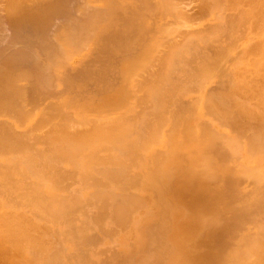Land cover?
<instances>
[{
	"label": "rangeland",
	"instance_id": "374dc122",
	"mask_svg": "<svg viewBox=\"0 0 264 264\" xmlns=\"http://www.w3.org/2000/svg\"><path fill=\"white\" fill-rule=\"evenodd\" d=\"M36 1L42 0H0V16L18 13L25 2L29 5ZM81 1H58L60 9L57 7L59 12H56L55 19H47L52 20V25L46 22L51 30L45 32L47 35L38 30V35L33 36L35 39H29L21 29L12 35L9 25L0 24L3 27L0 30V260L1 254L6 258L0 264L258 263L256 254L260 253L258 259L264 256V252L261 254L264 251V123L261 122L264 117V102H261L264 99V0H215L214 3L205 0L208 2L205 9L199 8L198 0H182L184 6L180 0L177 11L175 5L172 6V2L177 0H133V12L151 15V25L157 23V33L161 38L160 47L149 62L140 65L137 54L117 50V43L129 37L125 34L133 33L134 29L129 28L130 12L125 18L108 20L106 24L111 25L108 26L111 37L106 38L105 34L99 43H89L83 48L86 35L79 28L91 19L94 12L84 5L78 6ZM196 6H199L201 12L204 9L202 14H196L197 17L194 14ZM235 13H238L237 21L240 23L233 30L230 19ZM191 14H194L193 18ZM246 15L247 19L244 17ZM170 25L174 29L177 27L176 39L173 38L174 33L168 30H174ZM60 27L65 29L73 43L62 69L67 71L68 76L71 74L69 78L73 80L72 83L83 85V93H94L104 107L105 115L90 120L89 124H85L87 126H72L57 114L53 98L67 91L68 87L59 83L55 88H49L45 80L37 79L29 63L28 52L33 54V59L37 57L44 63L45 50L52 48L54 34ZM48 36L52 42L46 40ZM185 37L187 40H184ZM174 40L178 44H173ZM104 43L108 47L101 54L102 61L99 62L96 59L97 52ZM169 43L172 46L169 47ZM29 45L32 46L29 48ZM172 47L176 48L175 56L169 59L168 50ZM122 57L125 58L122 60ZM173 57L175 61L171 60ZM236 60H239L238 64ZM134 64H137L136 68ZM85 67L89 70L100 68V71L95 75H76L79 69L84 70ZM164 67L167 70L165 72ZM133 71L136 77L131 75ZM161 74L165 76L163 79L166 85L162 83ZM129 75L131 77L128 79ZM149 75H153L156 83L159 82V88L153 85V88L146 89L140 84L142 78L149 79L144 84L151 83V78L147 77ZM247 90L251 92L247 93ZM118 103L124 106L119 113L114 110ZM242 115L246 118H242ZM248 118L254 122L250 123ZM195 138H198L207 156L218 162L231 161L237 166L235 177L223 180L225 193L221 206L207 199L201 176L193 178L189 175V165L194 163L171 162L161 157L173 148L182 153L188 140ZM55 145V148L63 146V153L60 151L62 148H59L62 155L54 151ZM51 147L53 151H49ZM130 173L140 175L139 185L137 182L135 189L125 179ZM97 209L103 211L100 213ZM127 210L134 212L124 229L122 226L127 219ZM36 226L41 230L35 229ZM76 229L78 238L74 234ZM17 230L22 231L26 241L22 235L15 236L20 232ZM30 230L36 234H31ZM139 230L148 237L144 251L146 254L136 260L123 259L117 263L115 258L110 260L111 249H115L118 244L131 248ZM26 234H30L28 238ZM30 236H34V239ZM28 241L31 242L28 244Z\"/></svg>",
	"mask_w": 264,
	"mask_h": 264
},
{
	"label": "bare ground",
	"instance_id": "6f19581e",
	"mask_svg": "<svg viewBox=\"0 0 264 264\" xmlns=\"http://www.w3.org/2000/svg\"><path fill=\"white\" fill-rule=\"evenodd\" d=\"M34 1V0H33ZM58 1L60 2L61 0H47V1H40V2H31V3H29V2H27V3H29V5H27V4H25L26 5V7L24 6V4H23V7H21V10L19 11L18 9V14H16V17L15 16H13L14 18H15V20H13V21H9L10 19H8V21H9V26H8V29L10 30H12L10 33L12 34V35H14V34H17L18 32H20L21 30H23V33H25V34H27L28 35V37H29V39H30V37H32L33 39H35L33 36L36 34V35H38V33H39V31H40V33H44V34H46L45 32H47V30H49L50 29V27L48 28V23L50 24V25H52V20H48L47 21V19H50V17L52 18V17H54L55 16V14H56V12L58 13L59 12V10H57V7L60 9V7H59V3H58ZM77 1H79V0H77ZM81 1V0H80ZM114 1L115 0H113V4L115 5L116 4V2L114 3ZM118 1V0H117ZM129 1H131V0H129ZM141 1V0H140ZM173 1V0H172ZM178 2H172V6L174 7V5H175V7H174V9H175V11H177V9L179 8L178 7V3L180 2V4H181V1L180 0H177ZM199 1V6H196V11H195V16H196V14H197V16H198V14H202L203 13V10L207 7V3H206V1L205 0H198ZM209 1H211V0H209ZM213 1H215V0H212L211 2H213ZM242 1H244V0H242ZM241 1V2H242ZM248 1V0H247ZM251 1V0H250ZM83 2V1H82ZM108 2H109V0H108ZM112 2V1H111ZM119 2V1H118ZM189 1H186V3H188ZM191 2H192V0H191ZM195 2V1H194ZM218 2H219V0H218ZM231 2V1H230ZM236 2V1H235ZM81 3V2H80ZM130 3V2H129ZM133 3V2H132ZM182 3H183V6H184V1H182ZM185 3V4H186ZM214 3V2H213ZM226 3V2H225ZM228 3V2H227ZM234 3V2H233ZM232 3V4H233ZM62 4V3H61ZM108 4V3H107ZM176 4H177V7H176ZM218 5V3H215V5ZM231 4V3H230ZM64 5V4H63ZM82 5V4H81ZM188 5V4H187ZM187 5H186V7H187ZM195 5V4H194ZM210 4H208V6H209ZM215 5H213L212 4V6H215ZM216 5V6H217ZM235 5H236V3H235ZM116 6V5H115ZM131 6H132V4H131ZM164 6V5H163ZM182 6V7H183ZM227 6V5H226ZM231 6V5H230ZM20 7V6H19ZM19 7H17V8H19ZM113 7V6H112ZM135 7V6H134ZM198 7L200 8V9H202V8H204L203 10H202V12L200 11V9H198ZM202 7V8H201ZM229 7V6H228ZM25 8H26V10H25ZM54 8H56V9H54ZM61 8H62V6H61ZM89 8H91V7H89ZM109 8H110V6H109ZM116 8H117V6H116ZM122 8V7H121ZM121 8H119V10H121ZM136 8H138L137 6H136ZM146 8V7H145ZM54 9V10H53ZM92 9V8H91ZM94 9H96V8H94ZM126 9H128V8H126ZM151 9V8H150ZM172 9V8H171ZM198 9V10H197ZM213 9V8H212ZM229 8H227V11H229L228 10ZM103 10V9H102ZM110 10H112L111 8H110ZM115 10V9H114ZM118 10V9H117ZM216 10H218V8L216 9ZM223 10V9H222ZM244 9H241V11H243ZM250 10V9H249ZM9 11V10H8ZM7 11V12H8ZM96 11V10H95ZM94 11V12H95ZM99 11H100V9H99ZM106 11V10H105ZM107 11H109V9H107ZM200 11V12H199ZM220 11V10H219ZM248 11V10H247ZM255 11V10H254ZM6 12V13H7ZM111 13H112V11H110ZM121 12H122V10H121ZM135 12V13H134ZM133 13H132V15H134L133 16V18H132V16L130 17V18H132L131 20H133V21H135L136 23H137V25H138V29H137V33H136V37L135 38H133L134 39V42L136 43V46H138V47H143V48H148V49H150V51L151 50H153V49H155L156 47L157 48H159L160 47V43H161V38L160 37H157V40L154 38V37H152V34L154 33V30L151 28V24H149L148 25V23L150 22V21H152V16L151 15H149L148 13H145V14H141V13H139V12H136V11H134ZM152 12V11H151ZM180 12H182V11H180ZM183 12H184V10H183ZM194 12V11H193ZM197 12V13H196ZM211 12H212V10H211ZM214 12H215V10H214ZM218 12V11H217ZM237 12V11H236ZM256 12V11H255ZM5 13V14H6ZM8 13H10V12H8ZM12 13V12H11ZM14 13V12H13ZM67 13H68V10H67ZM66 13V14H67ZM70 13V12H69ZM128 13H129V11H128ZM127 13V14H128ZM185 13V12H184ZM210 13V12H209ZM216 13V12H215ZM234 13V12H233ZM240 13V12H239ZM253 13V12H252ZM97 14V13H96ZM104 14H105V12H104ZM117 14H119V13H117ZM126 14V15H127ZM131 14V13H130ZM194 14L192 15L191 14V17L193 16L194 17ZM207 14V13H206ZM218 14V13H217ZM217 14H215L216 15V17H217ZM238 14V13H237ZM236 13L234 14V15H232V17H231V28L234 30V28H236V27H238V24L240 23H238V19H237V15ZM245 14V13H244ZM243 14V15H244ZM7 15H9V14H7ZM12 15H15V13L14 14H11V16ZM81 15V14H80ZM93 15H95V13L93 14ZM97 15H99V14H97ZM102 15H103V13H102ZM101 15V16H102ZM112 15V14H111ZM114 15H115V13H114ZM160 15V14H159ZM215 15H214V17H215ZM240 15V14H239ZM247 15H249V14H247ZM247 15L246 16H244L245 18L247 17ZM257 15H259V14H257ZM10 16V15H9ZM101 16L99 17V18H101ZM107 16H108V14H107ZM119 16H120V14H119ZM118 16V17H119ZM123 16H125V15H123ZM162 16V15H161ZM183 16V15H182ZM190 16V15H189ZM196 16V17H197ZM199 16H201V15H199ZM206 16V15H205ZM219 16H220V14H219ZM222 16V15H221ZM224 16V15H223ZM227 17H228V15H226ZM255 16V15H254ZM7 17V16H6ZM63 17V16H62ZM85 17V16H84ZM93 17V16H92ZM97 17V16H96ZM102 17H104V16H102ZM106 17V16H105ZM105 17H104V19H105ZM122 17V16H121ZM156 17V16H155ZM184 17H186L185 16V14H184ZM192 17V18H193ZM243 17V18H244ZM252 17V16H251ZM259 17V16H258ZM0 18H1V16H0ZM13 18V19H14ZM94 18V17H93ZM93 18H91L92 20H91V22L92 21H94V19ZM140 18V19H139ZM162 18V17H161ZM190 18V17H189ZM188 18V19H189ZM191 18V19H192ZM239 18V17H238ZM6 19V18H5ZM11 19H12V17H11ZM54 19H55V17H54ZM107 19V18H106ZM111 19H113V18H111ZM110 19V20H111ZM157 19V18H156ZM216 19V18H215ZM221 19V18H220ZM239 19H241V17L239 18ZM247 19V18H246ZM249 19H251V18H249ZM4 20V19H3ZM2 20V21H3ZM68 20V19H67ZM90 20V19H89ZM99 20V19H98ZM102 20V19H101ZM101 20H99L100 22H101ZM130 20V19H129ZM130 20V21H131ZM193 20V19H192ZM229 20V19H228ZM229 20V21H230ZM241 20H243V19H241ZM2 21H1V23H2ZM103 21V20H102ZM129 21V22H130ZM145 21H147L148 23L147 24H145ZM246 21V20H245ZM252 21H253V19H252ZM251 21V22H252ZM11 22V23H10ZM46 22H48V23H46ZM100 22H98V24L100 23ZM132 22V21H131ZM184 22V21H183ZM216 22H218V21H216ZM253 22H255V21H253ZM0 23V24H1ZM4 23H5V21H4ZM3 23V24H4ZM68 23V22H67ZM153 23V22H152ZM219 24H221V22H218ZM2 24V25H3ZM5 24H8L7 22L5 23ZM4 24V25H5ZM41 24H42V28H41ZM44 24V25H43ZM80 24V23H79ZM87 24V23H86ZM93 24V23H92ZM133 24V23H132ZM132 24H130L129 25V27H130V29H133L132 27L133 26H131ZM219 24H218V26H219ZM223 24V23H222ZM40 25V28L38 27ZM47 26V28L48 29H46V26ZM156 25V24H155ZM251 25V24H250ZM264 25V24H263ZM45 26V27H44ZM92 26V25H91ZM94 26V25H93ZM171 26V25H170ZM241 26V25H240ZM2 26H0V28H1ZM10 27V28H9ZM57 27V26H56ZM172 27V26H171ZM228 27V26H227ZM3 28V27H2ZM1 28V29H2ZM45 28V29H44ZM173 28V27H172ZM177 28V27H176ZM175 28V29H176ZM187 28H188V26H187ZM231 28H228L229 30L231 29ZM0 29V30H1ZM19 29H21L20 31H19ZM74 29H75V27H74ZM85 29H87V27L85 28ZM90 29H93V28H90ZM174 29V28H173ZM172 30V31H170L171 30V28H169L168 30H169V32L171 33H174V36L173 35H171V36H173V38L174 39H176L177 38V35L175 36V32H176V30ZM192 29V28H191ZM231 29V30H232ZM238 29V28H237ZM245 29V28H244ZM254 29V28H253ZM39 30V31H38ZM44 30V32H41V31H43ZM51 30V29H50ZM49 30V31H50ZM129 30V29H128ZM161 30V29H160ZM166 30V29H165ZM228 30V31H229ZM246 30V29H245ZM82 31H84V30H82ZM88 31V30H87ZM86 31V32H87ZM221 31H222V29H221ZM85 31H84V33H86ZM161 32V31H160ZM165 32V31H164ZM236 32V31H235ZM88 33V32H87ZM92 33V32H91ZM161 33H163V31L161 32ZM171 33V34H172ZM192 33V32H191ZM261 33V32H260ZM54 34V33H53ZM221 34V33H220ZM230 34V33H229ZM234 34H236V33H234ZM233 34V35H234ZM241 34V33H240ZM256 34V33H255ZM40 35H42V34H40ZM47 35V34H46ZM86 35V34H85ZM89 35H91V34H89ZM127 35H128V33H127ZM130 35V34H129ZM188 35V34H187ZM232 35V34H231ZM237 35V34H236ZM235 35V36H236ZM238 35H239V32H238ZM43 36V35H42ZM49 36H51V34L49 35ZM49 36L47 37V39H46V37L44 38V39H46V40H48V42H52V41H49L50 39H49ZM160 36V35H159ZM179 36V35H178ZM183 36V35H182ZM185 36V35H184ZM225 36H226V33H225ZM35 37H37V36H35ZM163 37V36H162ZM181 37V36H180ZM190 37V36H189ZM210 37H212L211 35H210ZM233 37V36H232ZM241 37V36H240ZM91 38V37H90ZM106 38H107V36H106ZM172 38V37H171ZM186 38V37H185ZM208 38V37H207ZM230 37L228 36V39H229ZM39 39H40V37H39ZM43 39V38H42ZM85 39H87V41L89 40L88 38H85ZM132 39V38H131ZM169 39V42L171 41L172 42V40L170 39V38H168ZM179 39H181V38H179ZM204 39H205V37H204ZM231 39V38H230ZM233 39V38H232ZM250 39V38H249ZM17 40V39H16ZM184 40H187V38L186 39H184ZM202 40V39H201ZM214 40V39H213ZM224 40V39H223ZM177 41V40H176ZM175 40L173 41L174 43L173 44H178L177 42H176ZM182 41V40H181ZM219 41V40H218ZM221 41V40H220ZM228 41V40H227ZM226 41V42H227ZM230 41V40H229ZM234 41V40H233ZM25 42H26V40H25ZM35 42V41H34ZM39 42V41H38ZM47 42V43H48ZM86 42V41H85ZM122 42V41H121ZM205 42V41H204ZM225 42V43H226ZM232 42V41H231ZM237 42H239V41H237ZM31 43H32V41H31ZM37 43V42H36ZM182 43H184V41L182 42ZM181 43V44H182ZM212 43V42H211ZM210 43V44H211ZM214 43V42H213ZM212 43V44H213ZM218 43V42H217ZM229 43V42H228ZM251 43V42H250ZM261 43V42H260ZM263 43V42H262ZM27 44H29V43H27ZM40 44V43H39ZM55 44V43H54ZM105 44V43H104ZM104 44L102 45V46H104ZM156 44V45H155ZM170 44V43H169ZM168 44V45H169ZM220 44V43H219ZM264 44V43H263ZM42 45V44H41ZM86 45V44H85ZM126 45H128V43L126 44ZM164 45V44H163ZM254 45V44H253ZM30 46H32V45H29L28 47L30 48ZM52 46V45H51ZM113 46V45H112ZM170 46H172L171 44L169 45V47ZM181 46V45H180ZM183 46V45H182ZM189 46V45H188ZM209 46V45H208ZM37 47H39L38 45H37ZM50 47V46H49ZM56 47H58L57 45H56ZM83 47H85V46H83ZM167 47V46H166ZM173 47H176V46H173ZM172 47V48H173ZM178 47H179V45H178ZM263 47V46H262ZM22 48H25L24 46L22 47ZM27 48V47H26ZM32 48V47H31ZM48 48V47H47ZM168 48V47H167ZM167 49L168 50V56H169V59H170V57H172V56H175V49L177 48H173V49ZM204 48H205V45H204ZM230 48V47H229ZM228 48V49H229ZM33 49V48H32ZM31 49V50H32ZM58 49V48H57ZM100 49V48H99ZM162 49V48H161ZM178 49V48H177ZM238 49V48H237ZM23 50V49H22ZM27 50V49H26ZM123 50V49H122ZM121 50V51H122ZM162 50H165V49H162ZM171 50V51H170ZM179 50V49H178ZM182 50V49H181ZM230 50V49H229ZM255 50V49H254ZM25 51V49L23 50V52ZM35 51V50H34ZM50 51H52V52H54L52 49L50 50ZM56 51V50H55ZM101 51V50H100ZM103 51H105L104 49H103ZM185 51V50H184ZM57 52V51H56ZM125 52V51H124ZM131 52V51H130ZM133 52V51H132ZM164 52V51H163ZM183 52V51H182ZM187 52V51H186ZM31 53V52H30ZM40 53V52H39ZM58 53V52H57ZM99 53H102V51L101 52H99ZM165 53V52H164ZM178 53H179V51H178ZM25 54V53H24ZM26 54H27V52H26ZM56 54V53H55ZM61 54V53H60ZM171 54V55H170ZM182 54V53H181ZM28 56H31V54H29V52H28V54H27ZM33 55V54H32ZM161 55V54H160ZM251 55V54H250ZM254 55V54H253ZM62 56V55H61ZM184 56V55H183ZM262 56V55H261ZM31 57H34V56H31ZM53 57H55L56 58V56H53ZM243 57V56H242ZM29 58V57H28ZM183 58V57H182ZM262 58V57H261ZM45 59V58H44ZM102 59V58H101ZM175 59L176 58H172L171 60H174L175 61ZM32 59H29V62L31 61ZM184 60H186V59H184ZM189 60V59H188ZM226 60V59H225ZM37 61H38V59H37ZM164 61V60H163ZM170 61V60H169ZM174 61L172 62V64L174 63ZM187 61V60H186ZM237 61V60H236ZM244 61V60H243ZM254 61V60H253ZM177 62V61H176ZM180 62H182V61H180ZM184 63V62H183ZM239 63V60L237 61V64ZM258 63V62H257ZM34 63H33V61H32V64L31 65H33ZM185 64V63H184ZM261 64V63H260ZM1 65V64H0ZM38 65V64H37ZM153 65V64H152ZM155 65V64H154ZM161 65V64H160ZM179 65V64H178ZM182 65V64H181ZM39 66V65H38ZM157 66H159V65H157ZM163 66V65H162ZM167 66V65H166ZM191 66V65H190ZM240 66V65H239ZM244 66V65H243ZM153 67V66H152ZM168 67V66H167ZM235 67H236V65H235ZM241 67V66H240ZM261 67V66H260ZM33 68V67H32ZM229 68V67H228ZM35 69H37V67H35ZM39 69V68H38ZM86 70V69H85ZM156 70V69H155ZM159 70V69H158ZM165 70H166V68L164 67V71H163V68H162V70H159L160 72L161 71H163V72H165ZM168 70H169V67H168ZM36 71V70H35ZM38 71V70H37ZM41 71V70H40ZM88 71H90V70H88ZM159 71H158V73H159ZM167 71V70H166ZM171 71V70H170ZM194 71V70H193ZM250 71V70H249ZM47 72V71H46ZM151 72V71H150ZM169 72V71H168ZM230 72H232L231 70H230ZM256 72V71H255ZM35 73V72H34ZM49 73V72H48ZM47 73V74H48ZM43 74H45V72L43 73ZM46 74V75H47ZM140 74V73H139ZM163 74V73H162ZM161 74V75H162ZM166 74V77H167V73H165ZM235 73L233 72V75H234ZM238 74V73H237ZM236 74V75H237ZM24 75L26 76V74L24 73ZM36 75H38V73L36 74ZM35 75V76H36ZM46 75H43L44 77L46 76ZM231 75H232V73H231ZM232 75V76H233ZM238 75H240V73L238 74ZM243 75V74H242ZM264 75V74H263ZM149 76H151V75H149ZM40 77V76H39ZM46 77H48V75L46 76ZM71 77V76H70ZM165 77V76H164ZM163 77V75H162V79L164 78ZM169 77V76H168ZM30 78V77H29ZM42 78V77H41ZM49 78V77H48ZM150 78H153V76L152 77H150ZM161 79V78H160ZM7 80V79H6ZM5 80V81H6ZM41 80H43V79H41ZM146 81H147V78L145 79ZM200 80V79H199ZM4 81V80H3ZM149 81V80H148ZM154 81H155V79H154ZM172 81V80H171ZM247 81V80H246ZM246 81H245V84H246ZM251 81V80H250ZM263 81V80H262ZM8 82L9 83H11L12 81L11 80H8ZM48 82V81H47ZM142 82H143V79H142ZM151 82V81H150ZM153 82V81H152ZM165 82V80L163 79V82L162 83H164ZM260 82H261V80H260ZM5 83H7V82H5ZM66 83V82H65ZM143 83H145V81L143 82ZM149 83V82H148ZM154 83H156V81L154 82ZM159 83V82H158ZM200 83V82H199ZM235 83V82H234ZM240 83V82H239ZM244 83V82H243ZM247 83H249V81L247 82ZM141 84V83H140ZM151 84V83H150ZM165 85H166V83H164ZM232 84V83H231ZM256 84V82L254 83V85ZM5 85V84H4ZM174 85V84H173ZM234 85V84H233ZM244 85V84H243ZM254 85H252L253 87H254ZM257 85H259V84H257ZM264 85V84H263ZM143 86V85H142ZM149 86V85H148ZM156 86H157V84H156ZM229 86H232V85H230L229 84ZM235 86H236V84H235ZM246 87H247V85H245ZM244 86V87H245ZM250 86H251V84H250ZM260 86V85H259ZM1 87H2V85H1ZM144 87V86H143ZM244 87L242 88V89H244ZM245 87V88H246ZM145 88L147 89V86H145ZM152 88H153V86H152ZM158 88H159V85H158ZM168 88V87H167ZM230 88V87H229ZM233 88H236V87H233ZM149 89V88H148ZM195 89V88H194ZM237 89V88H236ZM248 89V88H247ZM255 89V88H254ZM6 90V89H5ZM226 90V89H225ZM2 91V90H1ZM1 91H0V93H1ZM144 91H145V89H144ZM216 91V90H215ZM230 91V90H229ZM228 91V92H229ZM234 91H236V90H234ZM250 92H251V90H249ZM248 90H247V93L249 92ZM255 91V90H254ZM226 92V91H225ZM238 92H239V89H238ZM258 92V91H257ZM260 92V91H259ZM3 93V92H2ZM148 93V92H147ZM147 93H145V94H147ZM198 93V92H197ZM221 93H222V95L224 94L222 91H221ZM236 93H237V91H236ZM235 93V94H236ZM242 93V92H241ZM254 93H256V92H254ZM246 94V93H245ZM183 95V94H182ZM225 95V94H224ZM233 95V94H232ZM238 95H240V94H238ZM238 95H237V97H238ZM247 95V94H246ZM255 95V94H254ZM263 95H264V93H263ZM147 96H149V95H147ZM167 96V95H166ZM55 97V96H54ZM227 97V96H226ZM232 97H234V96H232ZM231 97V98H232ZM244 97V96H243ZM243 97H240V98H242L243 99ZM230 98V97H229ZM236 98V97H235ZM239 98V99H240ZM245 98V97H244ZM57 99V98H56ZM160 99V98H159ZM238 99V100H239ZM247 99H248V97H247ZM257 99V98H256ZM262 99H263V96H262ZM241 100V99H240ZM249 100V99H248ZM5 101V100H4ZM154 101V100H153ZM166 101V100H165ZM220 101H221V99H220ZM227 101V100H226ZM242 101V100H241ZM255 101V100H254ZM246 102V101H245ZM262 103L264 102V99H263V101H261ZM85 103V102H84ZM241 103V102H240ZM261 103V104H262ZM3 104H4V102H3ZM7 104V103H6ZM238 104H239V102H238ZM237 104V105H238ZM248 104V103H247ZM155 105V104H154ZM241 105V104H240ZM246 105V104H245ZM250 105H251V103H250ZM262 105H264V104H262ZM261 105V106H262ZM4 106V105H3ZM117 106V105H116ZM121 106V105H120ZM152 106V105H151ZM54 107H56V106H54ZM100 107V106H99ZM180 107V106H179ZM254 107V106H253ZM57 108V107H56ZM101 108V107H100ZM154 108V107H153ZM152 108V109H153ZM156 108V107H155ZM148 109V108H147ZM151 109V110H152ZM158 109V108H157ZM180 109H181V107H180ZM179 109V110H180ZM246 109V108H245ZM255 109V108H254ZM253 109V110H254ZM61 110V109H60ZM139 110V109H138ZM241 110H242V108H241ZM252 110V111H253ZM261 110V109H260ZM259 110V111H260ZM263 110V109H262ZM155 111H157V110H155ZM213 111V110H212ZM250 111V110H249ZM251 111V112H252ZM150 112V111H149ZM159 112V111H158ZM194 112V111H193ZM235 112V111H234ZM237 112H238V109H237ZM236 112V113H237ZM262 112V111H261ZM152 113V112H151ZM242 113V112H241ZM245 113V112H244ZM243 113V114H244ZM254 113V112H253ZM264 113V112H263ZM263 113L261 114V115H263ZM8 114V113H7ZM61 114V113H60ZM148 114V113H147ZM153 114V113H152ZM158 114V113H157ZM160 114V113H159ZM170 114V113H169ZM183 114V113H182ZM10 115V114H9ZM8 115V116H9ZM32 115V114H31ZM141 115V114H140ZM181 115V114H180ZM217 115V114H216ZM249 115H250V112H249ZM254 115V114H253ZM253 115H251V118L254 120V116ZM21 116V115H20ZM153 116V115H152ZM253 116V117H252ZM60 117H61V115H60ZM66 117V116H65ZM64 117V118H65ZM142 117V116H141ZM230 117V116H229ZM244 116L242 115V118H243ZM246 117H248L247 116V114H246ZM246 117H244V119L246 118ZM262 117V116H261ZM63 118V117H62ZM69 118V117H68ZM67 118V119H68ZM139 118V117H138ZM137 118V119H138ZM146 118V117H145ZM144 118V119H145ZM151 118V117H150ZM161 118V117H160ZM226 118V117H225ZM251 118H248V120H249V122L250 123H252V122H254V121H252L251 122ZM255 118H256V116H255ZM257 118H260V117H257ZM136 119V118H135ZM165 118H163V120H164ZM174 119V118H173ZM241 119V118H240ZM263 119H264V117H263ZM263 119H261V122H262V124L264 123V121H263ZM58 120V119H57ZM65 120V119H64ZM91 120V119H90ZM116 120V119H115ZM130 120V119H129ZM128 120V121H129ZM154 120H155V118H154ZM160 120V119H159ZM162 120V119H161ZM256 120V119H255ZM258 120V119H257ZM260 120V119H259ZM62 121V120H61ZM68 122H70L69 124H71L72 126L73 125H76V123H77V125H78V123L80 124V125H78V126H87V125H85V123H82V122H76L75 124H74V121H71L70 120V118H69V120H67ZM95 121V120H94ZM145 121V120H144ZM240 121V120H239ZM242 121V120H241ZM240 121V122H241ZM245 121H247V119L245 120ZM72 122H73V124H72ZM85 122H87V121H85ZM88 122H89V120H88ZM96 122H98V121H96ZM137 122V121H136ZM173 122V121H172ZM259 122V121H258ZM63 123V122H62ZM65 123V122H64ZM161 123V122H160ZM231 123V122H230ZM249 123V124H250ZM255 123H256V121H255ZM61 124V123H60ZM68 124V123H67ZM89 124V123H88ZM101 124V123H100ZM128 124V123H127ZM144 124V123H143ZM150 124V123H149ZM244 124V123H243ZM256 124H258V123H256ZM261 124V125H262ZM112 125V124H111ZM129 125V124H128ZM208 125V124H207ZM255 124H253V126H254ZM264 125V124H263ZM262 125V127H263V129H264V126ZM2 126V125H1ZM60 126V125H59ZM89 126V125H88ZM101 126H102V124H101ZM106 126V125H105ZM144 126V125H143ZM256 126V125H255ZM31 127V126H30ZM236 127V126H235ZM245 127V126H244ZM11 128V127H10ZM153 128V127H152ZM246 128H248V127H246ZM254 128V127H253ZM259 128V130H260V126L258 127ZM13 129V128H12ZM11 129V130H12ZM262 129V130H263ZM14 130V129H13ZM109 130V129H108ZM115 130V129H114ZM113 130V131H114ZM127 130V129H126ZM145 130V129H144ZM148 130V129H147ZM176 130V129H175ZM258 130V131H259ZM102 131V130H101ZM136 131V130H135ZM254 131H256L255 130V128H254ZM8 132H10V131H8ZM97 132V131H96ZM122 132V131H121ZM129 132V131H128ZM99 133V132H98ZM111 133H113V132H111ZM148 133H151V132H148ZM248 133V132H247ZM16 134V133H15ZM120 134V133H119ZM17 135V134H16ZM57 135H58V133H57ZM53 136V135H52ZM55 136V135H54ZM105 136V135H104ZM117 136V135H116ZM263 136V135H262ZM42 138V137H41ZM20 139H22V138H20ZM52 139V138H51ZM54 139H57V137L55 138L54 137ZM53 139V140H54ZM58 139H59V136H58ZM61 139V138H60ZM101 139V138H100ZM196 139V138H195ZM193 140V139H189L188 140V142L186 143V145H185V147H183V149H181V150H183V152L182 153H180L179 151H176V149H171V150H168L167 151V155L166 156H161L162 157V159H163V157L165 158L166 157V159L168 160V161H173V162H177V163H187V164H189V163H194L193 165H189L190 166V170H189V175L191 176V177H193V178H196L197 176H201L202 178H203V192L205 193V195H207V199L209 200V201H211V202H214L216 205H218V206H221L222 205V203H221V199L223 198V196H224V190H223V180H225V178L227 177L228 179H231V178H234L235 177V174H236V169H237V166H236V164L235 163H233V162H231V161H220V162H218V161H216L214 158H210L209 156H207V154L205 153V151L201 148V146H200V143L198 142V138L196 139V140ZM19 140V139H18ZM146 140V139H145ZM248 140H249V138H248ZM261 140V139H260ZM57 141V140H56ZM148 141V140H147ZM53 142V141H52ZM106 142V141H105ZM108 142V141H107ZM251 142V141H250ZM34 143V142H33ZM48 143H49V140H48ZM47 143V144H48ZM55 144H57V146H60V145H58L59 143H56V142H54ZM137 143V142H136ZM140 143V142H139ZM12 144V143H11ZM52 144V143H51ZM168 144H170V142L168 143ZM263 144V143H262ZM61 145H63V144H61ZM114 145V144H113ZM146 145V144H145ZM167 145V144H166ZM175 145V144H174ZM264 145V144H263ZM111 146V145H110ZM180 146V145H179ZM204 146V145H203ZM56 147V145L54 146V148ZM63 146H61V147H57L58 148V152L56 151L57 150V148H55L56 150H54L57 154L58 153H60L59 152V148L61 149ZM114 147V146H113ZM147 147V146H146ZM167 147H168V145H167ZM52 148V147H51ZM180 148V147H179ZM66 149V148H65ZM49 150V149H48ZM97 150V149H96ZM49 151H53V148L51 149V150H49ZM61 152L63 151V148H62V150H60ZM67 151V150H66ZM66 151H65V153H66ZM185 151V152H184ZM252 151V150H251ZM55 152H51V153H55ZM160 152H162V151H160ZM160 152L158 153L159 155H160ZM63 153V152H62ZM64 153V154H65ZM56 154V155H57ZM61 154V153H60ZM67 154V153H66ZM92 154H93V152H92ZM157 154V155H158ZM55 155V156H56ZM62 155V154H61ZM156 155V154H155ZM162 155V154H161ZM41 155H39V157H40ZM68 156V155H67ZM138 156V155H137ZM53 157V156H52ZM64 157V156H63ZM156 157V156H155ZM154 157V158H155ZM157 157H159V156H157ZM161 157H160V159H161ZM16 158V157H15ZM26 158V157H25ZM111 158V157H110ZM153 158V157H152ZM153 158V159H154ZM157 159V158H156ZM155 159V160H156ZM160 159H158L159 161H160ZM162 159H161V161H162ZM87 160V159H86ZM119 160V159H118ZM157 160V162H158V164H159V161ZM18 161V160H17ZM27 161V160H26ZM109 161V160H108ZM107 161V162H108ZM156 162V163H157ZM120 163V162H119ZM83 164V163H82ZM96 164V163H95ZM124 164V163H123ZM138 164V163H137ZM152 164V163H151ZM183 165V164H182ZM6 166V165H5ZM54 166V165H53ZM8 167V166H7ZM50 167V166H49ZM53 168V167H52ZM146 168H147V166H146ZM4 169V168H3ZM148 169V168H147ZM48 170H49V168H48ZM58 170V169H57ZM96 170V169H95ZM103 170V169H102ZM3 171V170H2ZM1 171V172H2ZM36 171V170H35ZM53 171V170H52ZM177 171V170H176ZM34 172V171H33ZM35 173V172H34ZM170 173V172H169ZM1 174V173H0ZM11 174V173H10ZM47 174V173H46ZM3 175V174H2ZM36 175H38V174H36ZM48 175H52V174H48ZM47 175V176H48ZM137 175V174H136ZM135 174L133 175L134 177H135V179H134V177H131V176H129L130 178H132V181H131V179H130V183L131 182H133V179L135 180V182H134V186L136 185L135 183H137L138 182V179L136 178V177H138L139 175H137L136 176ZM60 176V175H59ZM92 176V175H91ZM51 177V176H50ZM129 177H128V180H129ZM158 177V176H157ZM171 177V176H170ZM61 178V177H60ZM140 178V177H139ZM153 177H151V179H152ZM161 178V177H160ZM3 179V178H2ZM58 179V178H57ZM96 179V178H95ZM136 179H137V182H136ZM150 179V178H149ZM159 179V178H158ZM166 179V178H165ZM5 180V179H4ZM93 180V179H92ZM100 180V179H99ZM167 180V179H166ZM171 180V179H170ZM50 181V180H49ZM54 181V180H53ZM125 181V180H124ZM182 181V180H181ZM228 181V180H227ZM1 182H2V180H1ZM65 182V181H64ZM129 182V181H128ZM159 182V181H158ZM172 182V181H171ZM184 182V181H183ZM186 182V181H185ZM187 183V182H186ZM1 184V183H0ZM55 184V183H54ZM66 184H68L67 182H66ZM83 184V183H82ZM100 184V183H99ZM108 184V183H107ZM129 184V183H128ZM159 184V183H158ZM166 184V183H165ZM183 184V183H182ZM11 185V184H10ZM103 185V184H102ZM105 185V184H104ZM131 186H132V183L130 184ZM137 185H139V184H137ZM170 185H171V183H170ZM8 186V185H7ZM6 186V187H7ZM166 186H168L167 184H166ZM185 186V185H184ZM133 187V186H132ZM131 187V188H132ZM136 187V186H135ZM135 187H134V189H135ZM1 188V187H0ZM20 188V187H19ZM28 188V187H27ZM40 188V187H39ZM105 188V187H104ZM130 188V189H131ZM168 188V187H167ZM55 190V189H54ZM1 192V191H0ZM97 192H100V191H97ZM13 193V192H12ZM95 193V192H94ZM110 194H111V192H110ZM23 195V194H22ZM94 195V194H93ZM92 195V196H93ZM98 195V194H97ZM112 195V194H111ZM50 196V195H49ZM32 197V196H31ZM58 197V196H57ZM105 197V196H104ZM75 198V197H74ZM103 198V197H102ZM121 198H122V196H121ZM17 199V198H16ZM69 199V198H68ZM75 199H77V198H75ZM95 199V198H94ZM97 199V198H96ZM25 200H27V199H25ZM50 200H52V201H54L53 199H50ZM59 200V199H58ZM225 200V199H224ZM78 201H79V199H78ZM87 201V200H86ZM223 201V200H222ZM73 202V201H72ZM81 202V201H80ZM107 202V201H106ZM21 203V202H20ZM76 203V202H75ZM89 203V202H88ZM72 204V203H71ZM77 204V203H76ZM82 204V203H81ZM104 204V203H103ZM223 204H224V202H223ZM3 205H5L4 203H3ZM67 205H69V204H67ZM66 205V206H67ZM80 205V204H79ZM106 205V204H105ZM172 205V204H171ZM77 206V205H76ZM80 206H82V205H80ZM101 206V205H100ZM103 206V205H102ZM7 207V206H6ZM77 207H79V206H77ZM48 208V207H47ZM58 208V207H57ZM80 209H81V207H79ZM99 208V207H98ZM103 208V207H102ZM66 209L68 210V208L66 207ZM69 209H70V207H69ZM72 209V208H71ZM76 209V208H75ZM100 209V208H99ZM128 209V208H127ZM47 210V209H46ZM67 210H65V211H67ZM72 210H74V209H72ZM78 210V208L76 209V211ZM109 210H110V208H109ZM116 210V209H115ZM130 210V209H129ZM129 210H128V212H129ZM48 211V210H47ZM55 211H57V210H55ZM63 211V210H62ZM61 211V212H62ZM75 211V212H76ZM79 211V210H78ZM97 211H99L98 209H97ZM103 211V210H102ZM101 211V212H102ZM111 211V210H110ZM119 211H120V209H119ZM70 214L71 213H74V211H68ZM100 212V211H99ZM98 212V213H99ZM100 212V213H101ZM124 212V211H123ZM122 212V213H123ZM134 212V211H133ZM21 213V212H20ZM38 213V212H37ZM37 213H36V215H37ZM45 213H46V211H45ZM54 213V212H53ZM94 213V212H93ZM106 213V212H105ZM116 213H117V211H116ZM8 214V213H7ZM39 214V213H38ZM42 214V213H41ZM55 214H57V212L55 213ZM58 214H59V212H58ZM35 215V216H36ZM46 215H47V213H46ZM61 215V214H60ZM62 215H63V213H62ZM61 215V216H62ZM66 215V214H65ZM69 215V214H68ZM119 215V214H118ZM118 215H117V217H118ZM49 216H51V215H49ZM53 216V215H52ZM57 216V215H56ZM56 216H55V218H56ZM75 216V215H74ZM102 216V215H101ZM129 216L130 215H127V220H125V221H123L124 223H125V226H122L123 228L124 227H126L127 225L126 224H128V218H129ZM7 217V216H6ZM62 217H65V216H62ZM73 217V216H72ZM121 217V216H120ZM8 218H10V217H8ZM34 218V217H33ZM38 218H39V215H38ZM44 218V217H43ZM60 218V217H59ZM101 218V217H100ZM114 218H116V217H114ZM125 218V217H124ZM6 219V218H5ZM40 219V218H39ZM38 219V220H39ZM102 219V218H101ZM126 219V218H125ZM36 220V219H35ZM121 220H123V219H121ZM45 221H47V220H45ZM95 221V220H94ZM39 222H40V220H39ZM80 222V221H79ZM96 222V221H95ZM106 222V221H105ZM164 222V221H163ZM37 223H38V221H37ZM36 223V224H37ZM67 223V222H66ZM75 223V222H74ZM81 223V222H80ZM94 223V222H93ZM20 224H21V222H20ZM40 224H42V222L40 223ZM95 224V223H94ZM14 225V224H13ZM15 225H16V223H15ZM17 225H18V222H17ZM22 225V224H21ZM26 225V224H25ZM28 225V224H27ZM39 224H37V226H38ZM72 225H74V224H72ZM81 225V224H80ZM29 226L30 225H28L27 226V228H29ZM32 226V225H31ZM36 226V227H37ZM43 227H44V225H42ZM87 226V225H86ZM99 226V225H98ZM105 226V225H104ZM21 227V226H20ZM22 227L24 228V226L22 225ZM26 227V226H25ZM47 227V226H46ZM76 227V226H75ZM31 228V227H30ZM39 227H37V228H35V229H37L38 231H39V229H38ZM71 228V227H70ZM73 228H74V226H73ZM22 229V228H21ZM20 229V230H21ZM125 229V228H124ZM14 230V229H13ZM20 230H17V231H20ZM33 230H34V226H33ZM41 230V229H40ZM46 230H48L47 228H46ZM73 230V229H72ZM90 230V229H89ZM151 230V229H150ZM16 231V230H15ZM15 231H14V233H15ZM22 231H24L23 229H22ZM22 231H20V232H18L15 236H17V235H22V238H23V240H25L26 241V239H25V235L23 236V234H22ZM26 231V230H25ZM43 231V230H42ZM75 231H77V229L76 230H74V234H75ZM154 231V230H153ZM34 232V231H33ZM33 232H31V230H30V233L32 234ZM48 232H50V231H48ZM71 232H73V231H71ZM35 233V232H34ZM41 233V232H40ZM45 233V232H44ZM56 233V232H55ZM59 233V232H58ZM70 233V232H69ZM149 233V232H148ZM27 234H28V231H27ZM26 234V235H27ZM36 234V233H35ZM34 234V235H35ZM77 234V233H76ZM75 234V235H76ZM150 234V233H149ZM155 234V233H154ZM30 235V234H29ZM29 235H27V237L26 238H28L29 237ZM54 235V234H53ZM66 235V234H65ZM64 235V236H65ZM72 235H73V233H72ZM75 235H73V236H75ZM84 235V234H83ZM45 236V235H44ZM43 236V237H44ZM46 236H48V235H46ZM72 236V238H74ZM77 236V238H78V236L79 235H76ZM96 236V235H95ZM21 237V236H20ZM31 237V236H30ZM34 236H32L31 238H33ZM37 237V236H36ZM86 237V236H85ZM150 237V236H149ZM159 237V236H158ZM16 238V237H15ZM19 238V237H18ZM21 238V239H22ZM30 238V239H31ZM56 238H58L57 236H56ZM83 238H84V236H83ZM82 238V239H83ZM94 238V237H93ZM96 238V237H95ZM34 239V238H33ZM39 239H41V238H39ZM48 239H50L51 240V238H48ZM68 239H69V236H68ZM71 239V238H70ZM90 239V238H89ZM147 239H148V237H147V234L146 233H144L143 231H141V230H139V232H138V234H137V238H136V242L134 243V245L131 247V248H126V249H124V254L121 256V258L120 259H122V261H123V259L125 260V259H131V260H136V259H140V258H142L143 256H144V254H146V253H144V251H145V246H147ZM54 240V239H53ZM6 241V240H5ZM70 241V240H69ZM92 241V240H91ZM262 241H263V239H262ZM262 241H261V244H260V247H261V245H262ZM31 242V241H30ZM29 241L27 242L28 244L30 243ZM52 242V241H51ZM54 242V241H53ZM79 242V241H78ZM259 242V241H258ZM57 243V242H56ZM89 243V242H88ZM150 243V242H149ZM31 244H33V243H31ZM35 244V243H34ZM53 244V243H52ZM15 245V244H14ZM42 245V244H41ZM44 245H46V244H44ZM53 245H55V243L53 244ZM29 246V245H28ZM32 246V245H31ZM35 246V245H34ZM37 246V245H36ZM161 246V245H160ZM164 246V245H163ZM257 247V246H256ZM263 249L262 250H264V243H263ZM5 248H7V251H9L8 250V247H5ZM31 248H33V247H31ZM36 248V247H35ZM59 248V247H58ZM193 248V247H192ZM17 249V248H16ZM34 249V248H33ZM48 249V248H47ZM53 249H54V247H53ZM64 249V248H63ZM91 249V248H90ZM148 249V248H147ZM258 249H259V247H258ZM37 250V249H36ZM113 250V249H112ZM64 251V250H63ZM109 251V250H108ZM107 251V252H108ZM114 251V250H113ZM254 251V250H253ZM30 252V251H29ZM264 251H262L261 252V254L263 253ZM2 253V252H1ZM121 253V252H120ZM259 253V252H258ZM7 254H9V253H7ZM64 254V253H63ZM6 255V254H5ZM12 255L14 256V254L12 253ZM113 255H115V252H114V254ZM257 256H259L260 255V253H259V255L258 254H256ZM264 255V254H263ZM9 256V255H8ZM73 256V255H72ZM103 256V255H102ZM257 256H255L256 257V259L257 260H259L258 261V263L256 262L255 263V261H254V263L255 264H264V256L262 257V256H260V258L258 259V257ZM4 256L1 254V259L3 260H6V258L4 257ZM11 257V256H10ZM16 258L18 257L17 255L15 256ZM14 257V258H15ZM109 257H113V256H109ZM15 258V259H16ZM19 258V257H18ZM114 258H116V256L114 257ZM113 258V259H114ZM74 259H76V257L74 258ZM87 259V258H86ZM2 260H0V262L2 261ZM27 260V259H26ZM30 261V260H29ZM74 261V260H73ZM140 261V260H139ZM55 262V261H54ZM53 262V263H54ZM134 262V261H133ZM4 263H6V261L4 262ZM74 263V262H73ZM127 263V262H126ZM2 264V263H1ZM82 264V263H81ZM100 264V263H99ZM107 264V263H106ZM139 264H141V263H139ZM245 264V263H244Z\"/></svg>",
	"mask_w": 264,
	"mask_h": 264
},
{
	"label": "crops",
	"instance_id": "0c3cea01",
	"mask_svg": "<svg viewBox=\"0 0 264 264\" xmlns=\"http://www.w3.org/2000/svg\"><path fill=\"white\" fill-rule=\"evenodd\" d=\"M118 1L117 0L114 1V3L116 2L115 5L117 6V8L113 4V0H109V2H108V0H84L85 4L82 1H81V3L79 2L80 4L78 6H80V7H82L84 5L87 8L91 7L92 9L91 8H89V9H91L92 12H94L96 10L94 12L95 15H92L95 19L93 17H91V18L94 19V21L91 22L92 19H90V20L86 21L87 24L85 23L84 25H82L79 28V29L84 30L85 32L88 30L87 31L88 33L87 32L84 33V31H83V33L86 34V36L83 38V46H85V44L88 45L89 43H90L89 45L99 43L101 41V37H104L105 34H107V37H111V35L108 33V28L111 27V25L106 24L108 22V20H110L111 18L117 19L119 14H120V16H119L120 18L119 19L125 18V16L128 13V11L131 13V16L133 18L134 15H132V13H133V8L135 6L134 5V1L133 0H131V1H129V0H118ZM131 4H132V6H131ZM95 6H98V7H95ZM109 6H110V8L112 10H110ZM94 8H96V9H94ZM119 8H121L122 12H121V10H119ZM126 8H128V9H126ZM99 9H100V11H99ZM107 9H109V11H107ZM110 11H112V13ZM104 12H105V14H104ZM96 13L99 14V15H97ZM102 13H103V15H102ZM114 13H115V15H114ZM117 13H119V14H117ZM16 14H18V13H15V15H12V16L10 15V16H7V17L5 15L1 16L0 23L4 19L1 24H3L4 21H5V23L7 22L8 23L7 25H9V21L15 20V18L13 16L16 17ZM107 14H108V16H107ZM101 15L104 16V17L106 16L105 19ZM123 15H125V16H123ZM98 16L99 17L101 16V18H99ZM11 17H12V19H11ZM7 18L10 19V20L8 21ZM132 18H129V19L131 20ZM98 19L99 20L102 19L103 21L101 20V22H100ZM131 21L129 23L130 24L133 23L131 25V26H133L132 28L134 29L133 33H132V35H129V34L127 35V33L125 34V35H127L129 37H125L126 38L125 40H123L122 42L120 41V42L117 43V45H118L117 50H119V52H122V53H127V54H130V53L133 54L134 53V54H137L139 62H140L138 64L139 65L143 64V63L145 64V63L149 62V60L151 59L153 54L158 50V48L156 47L155 49L150 51V49H148L146 47L143 48V47L136 46V43L134 42L133 38L136 37L138 25H137V23L135 21H133V20H131ZM98 22H100V23L98 24ZM147 23L148 22L145 21V24H147ZM149 24H151V21L148 23V25ZM155 24H157V23H155ZM155 24L151 25V28L153 27L152 29L154 30V33L152 34V37H154L157 40V37H159V35L157 33V25H155ZM86 27H87V29H85ZM135 27L137 28L136 30H135ZM90 28H93V29H90ZM89 34H91V35H89ZM85 38H88L89 40L87 41V39H85ZM54 43L55 44L52 45V48H49V49L45 50L46 53H45V59H44V63L43 64L41 63L40 60L37 61V59H38L37 57L35 59H33V57H31L33 55L29 56V59H32L29 63L31 65L32 61H33L34 64L31 65V66L34 68V72H35L34 75H36L38 73V75H36L38 80L43 79V80H45V82L48 81L47 82V86L49 88L50 87L51 88H55L59 83L61 84V86H65V88L68 87L67 91H64V92L62 91L59 95H55V97L53 98L54 99V105L57 107V108L54 107L55 110H57V114L59 116L61 115V117H63V119H65V121L67 123H70V122L67 121L70 118L71 121H74V124L76 122H82V123L87 124V123L90 122V119L91 120H93L95 118L100 119L101 117H103L105 115V112H104V109H103L104 108L103 105H101L98 102V99H97L96 95L94 93H92V92L83 93L82 92L83 85L80 84V83H72L73 80L71 78H69V76H71V74L68 76V74L66 73L67 71H64L62 69L65 66V62H63V61L65 60V58H67L69 56V54H70V52L72 50V46H73L72 40L69 38V36H68V34H67V32L65 31L64 28L60 27V28H58L56 30V32L54 34ZM127 43H128V45H126ZM56 45L58 47H56ZM107 47L108 46H107L106 43L104 44V46H102V45L100 46V49L97 52L98 55L96 56L97 61H99V62L102 61L101 54L104 53L103 49L105 50V48H107ZM51 49L54 52L50 51ZM100 50L102 51V53H99V52H101ZM53 56H56V58L53 57ZM124 58L125 57H122V60ZM62 62H63V64H61ZM35 67H37V69H35ZM134 67L136 68L137 64H134ZM87 68L88 67H85L84 70L83 69H79V71H77L76 75L81 76L84 73H86L87 75H90V74L95 75V74H97L100 71V68H91L90 71H88L89 69H87ZM44 72H45V74H43ZM46 74L48 75L49 78L46 77L47 76ZM43 75H46V76L44 77ZM131 75L136 77L134 71H133V73ZM152 76L153 75L147 76V77H152ZM130 77L131 76L129 75L128 79ZM142 79H141V81H142ZM145 79H143V82L144 81L146 82ZM147 80H149V79H147ZM155 81H154V78H151V84L150 83L144 84L143 82L141 84H143L144 88H145V86H147V89L150 88V87L152 88V86L156 85V84H157V87H158L159 83H154ZM123 109H124V106L122 104L118 103V104H115V106H114V110L117 113L123 111ZM88 120H89V122H88ZM85 121H87V122H85ZM72 124H73V122H72ZM76 125H77V123H76ZM78 125H80V124L78 123ZM133 175H134L133 173L127 174L125 179H126L127 183H129L128 185H130L132 183V186L135 187L137 185L134 186L135 177ZM137 175H139V174H137ZM129 176L134 177L133 182H131V183H130V179L132 181V178H130ZM128 177H129V180H128ZM139 177H140V175L138 177H136L138 179V184H139V181H140ZM137 179H136V182H137ZM135 184H137V183H135ZM128 189L131 190L130 187ZM124 212H125V210H124ZM127 213H128V215H131V213H133V211L131 210V211L128 212V210H127ZM130 220L131 219H130V216H129L128 221H127L128 224L130 223ZM124 226H125V223H124ZM126 227H124V228H126ZM137 234H138V232H137ZM137 234H136L135 240L137 238ZM124 249H126L124 246H121L120 244H118L117 247L115 249H113L114 251L112 250V252H110L111 253L110 256H113V257H110V260L113 259L116 256V258H115V262L116 263L118 261H122V259H120V258L124 254ZM115 250L117 252H115ZM114 252H115V255H113Z\"/></svg>",
	"mask_w": 264,
	"mask_h": 264
}]
</instances>
